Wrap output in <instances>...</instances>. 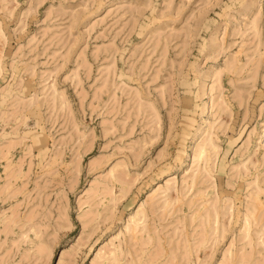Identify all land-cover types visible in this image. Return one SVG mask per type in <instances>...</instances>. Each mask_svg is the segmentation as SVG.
<instances>
[{"label":"rangeland","instance_id":"1","mask_svg":"<svg viewBox=\"0 0 264 264\" xmlns=\"http://www.w3.org/2000/svg\"><path fill=\"white\" fill-rule=\"evenodd\" d=\"M0 264H264V0H0Z\"/></svg>","mask_w":264,"mask_h":264}]
</instances>
